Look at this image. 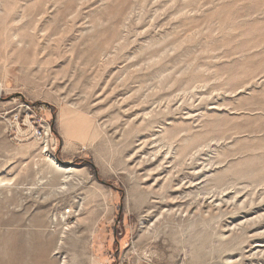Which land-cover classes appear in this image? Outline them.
<instances>
[{
  "label": "rangeland",
  "instance_id": "1",
  "mask_svg": "<svg viewBox=\"0 0 264 264\" xmlns=\"http://www.w3.org/2000/svg\"><path fill=\"white\" fill-rule=\"evenodd\" d=\"M0 264H264V0H0Z\"/></svg>",
  "mask_w": 264,
  "mask_h": 264
},
{
  "label": "built area",
  "instance_id": "2",
  "mask_svg": "<svg viewBox=\"0 0 264 264\" xmlns=\"http://www.w3.org/2000/svg\"><path fill=\"white\" fill-rule=\"evenodd\" d=\"M26 107H27V109H30L29 106L26 105ZM27 109H25V111L28 112L26 115H27V118H29V115L32 112L29 111V110H27ZM38 114H37V117L38 118L35 120L36 121V125L33 124V127H29V124L26 123V119L23 120L22 125H24V127L26 128L25 129V133H24L25 136H28L29 134H32L34 137H37L39 139H42V137H43L44 118L41 115V113H38ZM33 115L35 116L34 113H33ZM67 212L68 213H71V210L70 209H67Z\"/></svg>",
  "mask_w": 264,
  "mask_h": 264
},
{
  "label": "bare ground",
  "instance_id": "3",
  "mask_svg": "<svg viewBox=\"0 0 264 264\" xmlns=\"http://www.w3.org/2000/svg\"><path fill=\"white\" fill-rule=\"evenodd\" d=\"M54 162H55V165L60 169V167H62V166H60L56 161H55V159L53 160ZM67 169H70V168H67Z\"/></svg>",
  "mask_w": 264,
  "mask_h": 264
}]
</instances>
